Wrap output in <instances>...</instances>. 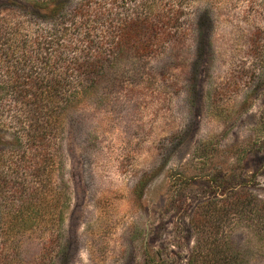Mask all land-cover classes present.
<instances>
[{"label": "rangeland", "instance_id": "1", "mask_svg": "<svg viewBox=\"0 0 264 264\" xmlns=\"http://www.w3.org/2000/svg\"><path fill=\"white\" fill-rule=\"evenodd\" d=\"M159 2L150 24L176 34L67 113L39 219L0 234V264H264V0Z\"/></svg>", "mask_w": 264, "mask_h": 264}, {"label": "trees", "instance_id": "2", "mask_svg": "<svg viewBox=\"0 0 264 264\" xmlns=\"http://www.w3.org/2000/svg\"><path fill=\"white\" fill-rule=\"evenodd\" d=\"M159 1L0 0V138L9 137L0 143V193H9L7 213L15 214L6 227L0 225V234L12 223L23 231L35 224L37 213L23 212L44 207L40 201L48 176L60 165L67 113L87 89L127 87L124 75L130 69H122L120 62L136 65L161 55L176 34V26L150 24ZM26 16L34 20L35 31L22 18ZM14 154L19 156L15 167L9 161ZM243 196L233 191L234 214L243 208ZM46 228L52 231V222Z\"/></svg>", "mask_w": 264, "mask_h": 264}]
</instances>
